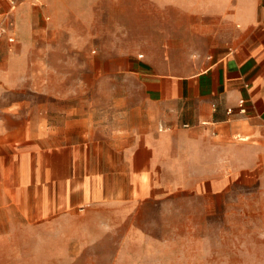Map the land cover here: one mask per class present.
Returning a JSON list of instances; mask_svg holds the SVG:
<instances>
[{
    "label": "crops",
    "instance_id": "obj_1",
    "mask_svg": "<svg viewBox=\"0 0 264 264\" xmlns=\"http://www.w3.org/2000/svg\"><path fill=\"white\" fill-rule=\"evenodd\" d=\"M218 1L233 10L234 40L201 58L197 71L179 73L149 54L97 56L89 68L99 74L85 82L109 85L107 106L73 109L57 120L45 109L36 115L0 108V165H11L4 179L0 166V245L3 226L12 235L18 214L31 227H55L107 212L114 226L130 214L138 221L148 206L181 193L220 194L241 179V168L227 171L211 160L209 147L232 138L253 154L251 174L264 163V0ZM17 2V14L41 23L50 16L47 5ZM8 9L0 0V14Z\"/></svg>",
    "mask_w": 264,
    "mask_h": 264
},
{
    "label": "rangeland",
    "instance_id": "obj_2",
    "mask_svg": "<svg viewBox=\"0 0 264 264\" xmlns=\"http://www.w3.org/2000/svg\"><path fill=\"white\" fill-rule=\"evenodd\" d=\"M4 1L10 12L0 14L7 28L0 40V108L36 115L45 109L53 120L111 102L109 85L85 82L99 74L89 68L97 56L149 54L189 73L202 68L201 58L214 49L231 45L237 26L233 10L218 0H210L209 9L203 0H28L50 8L42 23L30 13L17 14V0ZM237 140L209 147L211 160L227 171L241 168V179L226 191L209 198L181 193L148 206L138 221L130 214L114 226L107 212L55 227H31L18 214L12 235L2 228L0 264H264V163L251 174L253 154ZM239 154L241 163L234 159ZM0 166L4 179L11 165Z\"/></svg>",
    "mask_w": 264,
    "mask_h": 264
},
{
    "label": "built area",
    "instance_id": "obj_3",
    "mask_svg": "<svg viewBox=\"0 0 264 264\" xmlns=\"http://www.w3.org/2000/svg\"><path fill=\"white\" fill-rule=\"evenodd\" d=\"M6 29H7L6 26L2 22H0V40L5 35ZM8 39H9V41H14V38L13 37H9ZM228 111L229 112H232L233 110L232 109H229ZM239 111H244V108L239 109Z\"/></svg>",
    "mask_w": 264,
    "mask_h": 264
}]
</instances>
